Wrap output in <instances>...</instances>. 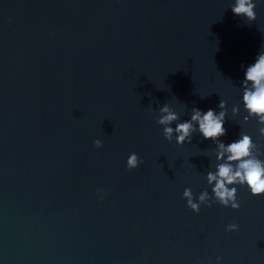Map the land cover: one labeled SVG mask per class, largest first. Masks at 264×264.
Returning a JSON list of instances; mask_svg holds the SVG:
<instances>
[{
    "label": "water",
    "instance_id": "water-1",
    "mask_svg": "<svg viewBox=\"0 0 264 264\" xmlns=\"http://www.w3.org/2000/svg\"><path fill=\"white\" fill-rule=\"evenodd\" d=\"M231 3L0 0V264H264V196L193 213L182 192L208 189L215 145L178 146L154 120L224 100L221 139L246 132L264 158L256 121L232 113L264 2L251 23Z\"/></svg>",
    "mask_w": 264,
    "mask_h": 264
},
{
    "label": "clouds",
    "instance_id": "clouds-1",
    "mask_svg": "<svg viewBox=\"0 0 264 264\" xmlns=\"http://www.w3.org/2000/svg\"><path fill=\"white\" fill-rule=\"evenodd\" d=\"M258 0H232L230 5L234 16L251 23L256 19L255 7ZM264 2V0H260ZM243 69V78L240 82L239 104L232 107L234 115L240 114L241 121L247 123L255 120L259 136L264 137V50L256 55L254 61ZM226 102L220 100L216 108L203 110L193 107L188 119L178 121L180 114L165 103L159 108L154 117L155 123L162 129L165 140H175L180 146L190 142L193 133H199L203 140H210L215 145V165L213 170L206 172L204 179L208 185L194 198L192 190L185 188L182 199L186 207L193 213H199L201 205L210 207L219 204L225 208L237 210L240 202L237 199L238 188H246L252 197L264 196V158L260 151H253L256 143L246 132L241 131L238 138L225 142L221 137L226 134L225 125ZM96 148L102 146L100 139L93 141ZM142 161L135 152L128 155L125 167L135 169ZM99 198L103 199V190L97 189ZM226 232L238 230L236 223L225 225ZM215 264H223L222 258L217 256Z\"/></svg>",
    "mask_w": 264,
    "mask_h": 264
}]
</instances>
